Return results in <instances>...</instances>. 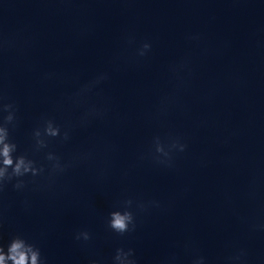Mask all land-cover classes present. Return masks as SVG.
Listing matches in <instances>:
<instances>
[{"label": "clouds", "instance_id": "1", "mask_svg": "<svg viewBox=\"0 0 264 264\" xmlns=\"http://www.w3.org/2000/svg\"><path fill=\"white\" fill-rule=\"evenodd\" d=\"M190 39H198V37H190ZM132 42L131 39L128 41ZM13 42L8 40H0V51L12 47ZM150 42H143L137 49V56L144 57L151 50ZM186 67V63L176 65L172 71L177 76L180 71ZM107 79V74H101L88 84L84 85L79 92L73 97V103L79 104L92 89L102 80ZM3 97L0 95V101ZM17 108L13 103L0 102V200L8 186L16 191H23L27 187L25 177L36 178L43 175L46 171L49 177L62 175L67 171L72 163H64L61 158L52 151L45 153V159L48 161L47 168L44 164H39L35 159L27 153L19 152L16 141L12 138L11 132L17 126ZM103 115V110L95 106L88 108L80 118V125L85 126L93 117ZM56 138L67 141L69 136V128L63 127L55 122L54 119L44 118L40 126L36 127L32 132L33 148L36 152H40L49 147L51 140ZM154 153L152 159L157 163L167 167L172 166L173 153H182L187 149V144L181 141V138H171L165 144L159 137L153 140ZM87 154L77 156L74 159H87ZM140 211H145L151 206L159 207V202L151 201L148 204L137 202L131 198L118 201L113 209L108 213L106 225L107 228L117 236L123 237L128 233L136 230V215L133 206ZM3 225V217L0 214V227ZM76 241L88 242L92 239V235L88 230H78L74 234ZM176 256H169L162 260L160 264H177ZM0 264H47L46 258L42 255L40 247L28 239L22 233H16L10 236L7 243H0ZM90 264H99L97 260L90 261ZM111 264H137L135 251L132 248L125 249L118 247L111 259ZM191 264H206L204 256H195ZM224 264H246V253L240 250L225 258Z\"/></svg>", "mask_w": 264, "mask_h": 264}]
</instances>
